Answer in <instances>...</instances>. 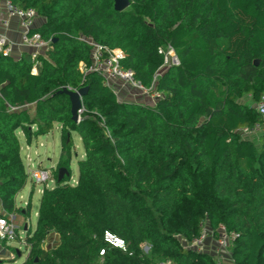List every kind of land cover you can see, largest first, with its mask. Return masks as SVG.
<instances>
[{"label":"trees","instance_id":"trees-1","mask_svg":"<svg viewBox=\"0 0 264 264\" xmlns=\"http://www.w3.org/2000/svg\"><path fill=\"white\" fill-rule=\"evenodd\" d=\"M8 1L44 20L33 32L49 46L35 61L0 55L7 214L32 212L31 203L16 204L28 182L18 133L31 143L58 125L61 135L56 184L42 193L22 264H221L182 244L192 246L207 227L217 240L221 228L236 236L233 264H264V133L257 144L241 134L264 127V116L239 103L264 98V0H131L124 12L113 0ZM89 40L120 49L122 67L162 98L154 106L120 101L100 76L82 73ZM168 47L179 65L157 78ZM64 88H88L79 123ZM73 133L85 154L75 185ZM60 169L68 172L61 183ZM53 234L59 243L47 249Z\"/></svg>","mask_w":264,"mask_h":264},{"label":"built area","instance_id":"built-area-1","mask_svg":"<svg viewBox=\"0 0 264 264\" xmlns=\"http://www.w3.org/2000/svg\"><path fill=\"white\" fill-rule=\"evenodd\" d=\"M4 9L9 17H16L20 20L23 29V34L21 36V44L30 49L32 53L30 54V59L35 61L38 56L43 55L48 49L49 43L44 41L41 35L37 32H33L36 28L37 14L33 9L21 10L13 5L8 0H0V11ZM0 24L7 26L6 21L0 19ZM93 47L91 53V63L86 65L84 63L80 64V71L84 74L95 73L100 76L103 83L108 87H111L116 96L119 95L116 89L124 86L136 93L138 96L150 97L154 102L162 98L160 93H152L151 89H146L141 83L135 81L132 71L125 70L122 67V61L125 58L124 53L120 49H109L99 44L94 43L89 40ZM13 45L6 37L5 34L0 33V55L12 57ZM159 53L164 54V67L168 68L170 66H178L179 60L176 57L173 49L168 47L167 50H160ZM162 69V70H163ZM161 72V71H160ZM33 73L36 74V68L33 69ZM160 75L158 74L157 77ZM122 88V87H121ZM255 108L264 116V98L261 102L255 105ZM84 109L82 108L79 112V119L81 121V115ZM264 133V127L257 125L254 130L250 131L244 129L241 134L246 136L251 134ZM26 174L28 179L36 186L43 185L44 189H50V185H55V178L52 169L42 168L40 165L36 166L34 163H28L26 166ZM73 185V184H72ZM14 214H7L4 212L0 215V238L4 241H14L19 240L20 242L24 240V246H26L25 238L19 235L17 225L14 220ZM219 238L216 241L217 252L225 253L226 256L219 253V257L224 260H228L229 264H233L230 259V254L228 253V247L231 245L235 235H228L225 230L221 228L219 231ZM220 232H222L220 234ZM27 233V232H26ZM206 240V235L203 234L200 240L194 242L192 246H202ZM106 241L110 243L115 248H120L125 250V243L119 239H116L110 234H106ZM103 253H101L102 255Z\"/></svg>","mask_w":264,"mask_h":264},{"label":"rangeland","instance_id":"rangeland-1","mask_svg":"<svg viewBox=\"0 0 264 264\" xmlns=\"http://www.w3.org/2000/svg\"><path fill=\"white\" fill-rule=\"evenodd\" d=\"M164 72V69L161 70L159 75H161ZM158 78V77H157ZM122 87V88H121ZM118 89H116L117 94L120 96L123 91L126 92L127 95L133 96V93H136L128 88H125L124 86L121 85ZM138 94V93H136ZM136 97V96H134ZM141 99L144 98V96H140ZM123 100V99H122ZM153 105H155L156 102L151 101ZM239 103L241 104H247L251 107H255L254 102L251 100V96L248 94L244 96ZM84 112V111H83ZM83 114V113H82ZM82 117V115H81ZM73 141H74V149L72 151V162H71V170H72V180L78 179V161L80 160V156L84 155V149L82 146L81 139L77 133H73ZM243 137H246L252 141H254L256 144L258 142V134H251V135H244L242 134ZM21 139L23 140V144H25L24 137L22 136ZM42 145V147H41ZM61 153V135H60V130L57 125H55V128L53 131L47 135V136H42L39 137L37 140H33L32 145H31V150L30 152L24 151L22 153V160L27 166V159L26 156L27 154H30V156L33 158L34 164L36 166H41L42 168L45 169H52L53 173L55 171V168L57 166L59 157ZM82 160V159H81ZM54 175V174H53ZM55 184H56V179H55ZM55 186V185H54ZM53 184L50 185V187H54ZM32 190H34V193L31 197ZM44 190L43 185H34L29 179L27 182L26 187L23 189V191L17 196L16 204L17 208H23L26 207L27 204L31 203L32 205V212H31V218L28 220V227L34 231L36 229L37 225V217H36V212L38 211L39 207V201L41 198V192ZM17 220L19 221V214L15 215ZM23 217V216H22ZM22 225H24V221H21ZM27 226V225H26ZM19 235L24 238V236L27 234L21 227H19ZM219 233V232H218ZM222 232H220L221 234ZM204 234L206 235V240L204 241V244L202 246H188L185 242H182L183 246L204 252L207 254L212 255L218 262L221 264H229L228 260H224L223 258L221 259L219 257V253L221 255H224L227 253H221L220 251L217 252V244H216V237L214 233L207 227L204 230ZM58 237L53 234L51 235L45 244V248L47 249H52L58 245ZM143 251L144 253H148L150 248L147 245H143ZM229 253V252H228ZM27 251L25 250L24 246V240L19 241V240H14V241H9L7 242L2 238H0V260L5 261V264H22L25 259L27 258ZM226 256V254H225Z\"/></svg>","mask_w":264,"mask_h":264},{"label":"crops","instance_id":"crops-1","mask_svg":"<svg viewBox=\"0 0 264 264\" xmlns=\"http://www.w3.org/2000/svg\"><path fill=\"white\" fill-rule=\"evenodd\" d=\"M0 19L1 20L3 19L7 23V26H4L3 24H0V33L5 34L6 37L9 39V41L13 45L12 58L14 60H17V61L20 60L23 57L30 58V54L32 53V51L30 49L24 47L21 44V36L23 34V29H22L20 20L18 18H16V17H9L6 14L4 9H2L0 11ZM43 23H44L43 19L37 18V20H36V28L41 26ZM134 96H136V97H134ZM119 100L120 101H126V102H134V103H138V104H142V105L154 106L152 104V102H151L153 100L150 97H144L143 99H141L140 96H138V94H136V93H133V96H132V94L131 95H127L126 92L123 91V93L119 96ZM59 130H60V127H59ZM22 136L24 137V135L21 132L18 133V138H19V142H20L21 157H22V153L24 151L30 152L31 145H32V142L34 140L33 139L32 142L29 143V142L26 141V139L24 137L25 144H23V142H22L23 140L21 139ZM35 140H37V139H35ZM41 147H42V145H41ZM84 157H85V154L81 155L80 156V160L84 159ZM26 159H27L28 163H34L33 158L30 156V154H27ZM77 181H78V179L72 180L71 184L75 185L77 183ZM43 191L41 192V196H42ZM32 192L34 193V190H32ZM4 212L5 211L3 210L2 204L0 202V215L3 214ZM19 217L20 218H19V221H18L16 216H14V220H15V223L17 225V228L20 229L19 227L22 226L21 229H23L25 232H27L28 229H29L27 223H28V220H30L31 217L29 219H25V217H22V215H20ZM36 217L38 219V211L36 212ZM21 221H24V225H22Z\"/></svg>","mask_w":264,"mask_h":264},{"label":"water","instance_id":"water-1","mask_svg":"<svg viewBox=\"0 0 264 264\" xmlns=\"http://www.w3.org/2000/svg\"><path fill=\"white\" fill-rule=\"evenodd\" d=\"M114 1V10L116 12H124L131 6V0H113ZM88 88H83L77 92L70 91L66 88L63 89L61 93L69 97L71 103V115L72 121L79 123V112L82 109V99L87 94ZM68 175V172L65 169H60L58 172V182L61 183L65 176Z\"/></svg>","mask_w":264,"mask_h":264}]
</instances>
